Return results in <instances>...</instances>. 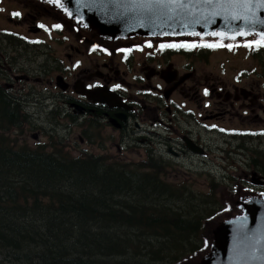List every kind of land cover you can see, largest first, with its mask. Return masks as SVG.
Masks as SVG:
<instances>
[{
    "label": "flooded vegetation",
    "instance_id": "1",
    "mask_svg": "<svg viewBox=\"0 0 264 264\" xmlns=\"http://www.w3.org/2000/svg\"><path fill=\"white\" fill-rule=\"evenodd\" d=\"M158 40L139 38L133 43L106 42L38 0H0V105L9 106L5 113L9 123L0 126V131L18 138V145H29L27 137L31 135L36 141L32 146L43 143L50 146L53 138L49 133L54 131L66 137L64 142L77 137L85 144L91 134L103 147L106 144L112 147L111 140L104 141V131L108 129L110 139H119L118 151L123 147L130 150L142 147L141 157L146 158L149 150H155L159 144L155 154L164 160L165 154L171 159L181 155L206 156L204 134L225 138L237 136L241 142L243 139L264 142V86L260 84L264 75L259 77L257 66L246 71L252 74L251 78H245L244 69H240L231 80L209 66L208 54L214 47L206 45L220 44ZM170 44L196 47H162ZM19 49L23 54L14 56ZM183 54L188 63L183 66L182 62L179 68L175 58L179 56L185 60ZM225 78H229L227 85ZM173 85L177 87L174 93L171 92ZM35 86L50 89L46 103L39 105L37 111L31 110L28 104L31 96L39 99L36 95L40 93L32 88ZM88 91H97L95 96L98 97L112 95L113 104L105 106L98 100H91ZM236 92L246 96L242 98ZM247 97L249 100H245ZM173 126H177V134L173 136L176 141L171 142ZM44 135H49L50 139L45 141ZM159 137L165 138L166 146L159 142ZM190 140L203 150L202 154H195L188 148ZM243 148L241 150H245ZM250 150H253L251 160ZM250 150H245L248 163L241 164L244 160L241 159V168L236 164L242 171L244 184H249L253 168L264 177L263 168L254 155L259 148ZM243 167L250 171L245 172Z\"/></svg>",
    "mask_w": 264,
    "mask_h": 264
},
{
    "label": "trees",
    "instance_id": "2",
    "mask_svg": "<svg viewBox=\"0 0 264 264\" xmlns=\"http://www.w3.org/2000/svg\"><path fill=\"white\" fill-rule=\"evenodd\" d=\"M17 139L0 131V264H178L224 209L214 179L197 194L153 156L124 163Z\"/></svg>",
    "mask_w": 264,
    "mask_h": 264
},
{
    "label": "water",
    "instance_id": "3",
    "mask_svg": "<svg viewBox=\"0 0 264 264\" xmlns=\"http://www.w3.org/2000/svg\"><path fill=\"white\" fill-rule=\"evenodd\" d=\"M41 1L87 32L113 42L141 37L260 40L264 32V7L257 6L258 0H164L150 5L141 0H61L60 4ZM213 32L224 35H212ZM86 93L105 106L113 104L112 95ZM188 146L197 151L191 140ZM253 183L263 184L255 176ZM227 202L229 210L207 223L204 249L181 264H264V193L243 191L240 185Z\"/></svg>",
    "mask_w": 264,
    "mask_h": 264
},
{
    "label": "rangeland",
    "instance_id": "4",
    "mask_svg": "<svg viewBox=\"0 0 264 264\" xmlns=\"http://www.w3.org/2000/svg\"><path fill=\"white\" fill-rule=\"evenodd\" d=\"M40 2H43V1H40ZM48 5L52 6L50 4ZM213 41H214L213 44H215V40ZM227 42H229V40H227ZM249 43L250 42H243V44H241V40H238L236 47L232 45L231 47H229V45H225L221 50H219V48L217 47L212 48L215 51L213 52L212 50L211 53L208 54L209 56L208 59L210 60V65H209L210 69L212 68L211 70L218 71L220 72V75H222L223 77H229L232 80L235 74L239 73L240 69H244L245 78H247V76H249L248 78H251L252 74H247L246 71L257 66L259 68V77L263 78V75H264V46L263 44H261V46H257L256 44H252L251 46H248ZM19 50H20L19 52L14 53V56L19 57L21 54H23L22 49H19ZM26 56L27 55L25 54V57ZM183 58H185V60H183L179 56L175 58L178 61V64L180 65L178 66L179 68H181L182 62H183V66L188 63L186 60V55H184ZM221 70L223 72H221ZM215 74L213 76H215ZM213 78L215 79V77ZM229 78H225L224 80L225 85L229 83L228 82ZM245 78H244V81H245ZM253 78H255V74H253ZM252 81L253 80H251V82ZM247 82H249V80H247ZM263 82H264V78L260 82V84L264 86ZM229 86H231V84H229ZM32 88L40 93L39 95H36L39 97V99L38 100L34 99L35 96H31V99L28 101V104H29V107H31V110L37 111L40 107L39 105L46 103V97L50 96L49 95L50 89H46L42 86H35ZM175 88L177 87L173 85V88H171L172 93H174L173 90H175ZM29 89L31 88L29 87ZM229 90H232V89L229 87ZM239 92L241 91L239 90ZM239 92H236V93L239 94V96H241L242 98L246 96V94H242ZM245 100H249V97L245 98ZM255 101H256V98H255ZM50 102H52V100H50ZM46 109L50 111L51 107L50 109L48 107ZM251 113H252V109H251ZM236 114L237 112H235V116H237ZM239 118H237V120H239ZM261 118H263L262 110H261ZM250 121H251V117L249 118V122ZM227 122H229V120H227ZM233 124H235V118H233ZM237 124H239V122H237ZM263 125H264V118H263ZM177 126H179V124H177ZM177 126H173V128H171V137H172L171 142L175 140L173 136L177 134V130H175ZM182 126H185V124H182ZM161 127L163 128V126ZM189 128H192V127L189 126ZM75 133L76 132L74 131V134ZM49 134H51L52 136L51 138H53V142L49 144L50 145L49 148L61 146V143L59 142H61L62 140H64V138H66V137L62 138L61 136H59L58 132H54V131H52V133H49ZM110 136L111 135L108 129H106L104 131V141L107 143L109 140H111L112 145H113L112 147H110L109 145L107 146V144L103 147L102 142L97 143L94 139H88V141L85 144H82L80 143L77 137H72V140L68 139L67 141H65V144L67 145V149L72 151L75 154V156L82 155L85 153H90V154H95L98 156H106L108 157V161L116 160V161H122L124 163H140L148 159V158L141 157L143 153L142 147H136V149L134 150L125 149L123 147L122 151H118L117 144H118L119 139L112 140L110 139ZM163 136H165V134H163ZM197 136H199V132H197ZM197 136H195V139H197ZM17 137H21V136H17ZM27 138H28L27 142L31 146L33 144V141L36 142L31 137V135L30 137L28 135ZM43 139L45 141H48L50 139L49 135H44ZM203 140L206 142V147H207L206 156L197 157L194 155H190V156L185 155L183 157V155H181L179 156V158L171 159L170 156L165 154V164H167V161H169V165L167 166L168 172L166 173V178L169 181H173V182H176L177 180H181L183 181L184 184L186 181L187 184H190V187L195 192H197V194L199 192L208 190L209 186L211 185V181L214 179L215 182L218 183L220 186V188L218 186L217 196L221 197L220 199H221L223 208H225V210L226 209L229 210L230 204H228L227 202L228 198L231 195L233 196V193H236L240 185H244V183L241 182L242 171H240L239 168H241V164H243V162L248 163L247 162L248 154L245 152V150L249 151L252 148L253 149L259 148V151L254 155L257 158L258 162L260 163L259 166L263 168L264 170V142L260 143L258 140L257 142H252V141L249 142V140L244 141L243 139V142H244L243 143L237 138V136H235V138L233 136H231V138H229V136L225 138V137H220V135H217V136L212 135L211 137H209V136H206V134H204ZM159 142H163V144H165V138L159 137ZM171 142H169L170 145H172ZM239 144H241V148H243L242 146L244 144L245 147L243 149L245 150H241V148H239ZM158 145L159 144L155 146V144H153V146H155V150H153L154 158H155V152L157 150L156 148L158 147ZM166 145L167 144H165V146ZM220 147L223 148V150L220 149ZM175 148L176 147L173 146V150H176ZM236 148H239V150ZM234 149L238 151L239 153L231 151ZM251 152H253V150L249 151V160H251ZM156 159L157 158H155L154 160L156 161ZM241 159H244V160H241ZM239 160H241V164H239ZM253 160H255V158H253ZM236 164H239V168ZM243 168L245 172L249 170L246 167H243ZM263 170H261V172H263L264 174ZM245 172H243V179H245V174H244ZM253 174H255V168H253ZM227 177H229L230 179H228ZM255 177L259 179V177L261 176L257 174V176ZM245 185H247L246 182H245ZM260 189L261 188L255 187L254 191L259 192ZM243 191H245V188H243ZM261 191H264V190H261ZM211 220H207V222H210ZM207 222L205 224H207ZM208 226L209 225L207 224L205 228H208ZM203 234H206V230L205 232H203Z\"/></svg>",
    "mask_w": 264,
    "mask_h": 264
},
{
    "label": "snow or ice",
    "instance_id": "5",
    "mask_svg": "<svg viewBox=\"0 0 264 264\" xmlns=\"http://www.w3.org/2000/svg\"><path fill=\"white\" fill-rule=\"evenodd\" d=\"M50 2L54 3V4H60L61 3V0H50ZM142 3H146V4H151L152 2H155V3H163L164 0H141ZM171 2L175 3L177 2V0H171ZM182 2V0H181ZM204 2L206 3H212L213 0H204ZM62 6V5H61ZM258 7H264V0H258V4H257ZM13 15H20V13H13ZM41 27H43V25H41ZM55 27L59 28L60 25H55ZM195 34V33H193ZM240 35H247V33H239ZM212 35H224L223 33H216V32H213ZM261 39L260 40H255V41H252L249 43L248 46H251L252 44H256L257 46L261 45V44H264V32H261ZM207 47H216V46H219V45H212V44H209V45H206ZM162 47H196V45H176V44H170V45H162ZM229 47H231V45H229Z\"/></svg>",
    "mask_w": 264,
    "mask_h": 264
},
{
    "label": "bare ground",
    "instance_id": "6",
    "mask_svg": "<svg viewBox=\"0 0 264 264\" xmlns=\"http://www.w3.org/2000/svg\"><path fill=\"white\" fill-rule=\"evenodd\" d=\"M142 38V37H141ZM88 137L90 138V139H94L95 137L93 136V135H91V134H88ZM155 158H157L158 159V161L160 160L161 162H164L165 163V160L161 157V156H157V154H155ZM167 164H169V161H167ZM211 181V180H210ZM198 252H199V250H198ZM183 262V261H182ZM182 262H179V263H182Z\"/></svg>",
    "mask_w": 264,
    "mask_h": 264
}]
</instances>
